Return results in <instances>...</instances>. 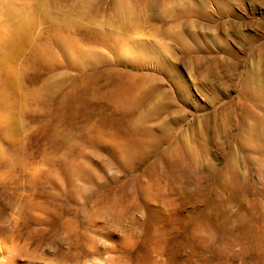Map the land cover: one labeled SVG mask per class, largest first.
<instances>
[{
  "label": "rangeland",
  "instance_id": "rangeland-1",
  "mask_svg": "<svg viewBox=\"0 0 264 264\" xmlns=\"http://www.w3.org/2000/svg\"><path fill=\"white\" fill-rule=\"evenodd\" d=\"M255 161L264 0H0V264H264L207 228Z\"/></svg>",
  "mask_w": 264,
  "mask_h": 264
},
{
  "label": "bare ground",
  "instance_id": "bare-ground-1",
  "mask_svg": "<svg viewBox=\"0 0 264 264\" xmlns=\"http://www.w3.org/2000/svg\"><path fill=\"white\" fill-rule=\"evenodd\" d=\"M133 89L134 87L126 89L124 91V94L121 93L120 89H117V96L120 97L123 101L128 102L134 92H132ZM136 93L140 98L144 92ZM118 97L117 100L122 101ZM134 98H136V96H134ZM158 106L159 105H157L155 108L157 109ZM145 140V137L137 133H127V136L121 142V144L124 143L126 144V146L124 145L123 148H121L120 150L124 159L143 160L144 158H148V152H144V149H142ZM166 140L167 139H165V141ZM176 150L178 151V149ZM164 158H166L167 160H172V157ZM255 162L256 163L253 164H256V166L253 165V167L255 168L257 179L256 181L252 179L253 182H249V179L243 176H220V174H226L223 171H218L216 173L217 175H214V180L216 184H218V186H222L229 193L235 195V202L231 206L227 215L222 216L221 211L218 209V207L214 204L213 201L209 209V226L207 228L210 229V233L214 237L221 236V238H224L225 245L222 248L224 249L227 255H234L238 253L243 254L246 251V248H252L254 250L264 252V163H261L259 161ZM175 165L176 163L173 162V165H171L169 169H174ZM224 170L227 169L225 168ZM229 174H239V172H229ZM204 216L206 217V215ZM246 244L248 247L245 246Z\"/></svg>",
  "mask_w": 264,
  "mask_h": 264
},
{
  "label": "snow or ice",
  "instance_id": "snow-or-ice-1",
  "mask_svg": "<svg viewBox=\"0 0 264 264\" xmlns=\"http://www.w3.org/2000/svg\"><path fill=\"white\" fill-rule=\"evenodd\" d=\"M66 58H68V59L71 60V59H72V55H71V53H69L68 56H67Z\"/></svg>",
  "mask_w": 264,
  "mask_h": 264
}]
</instances>
